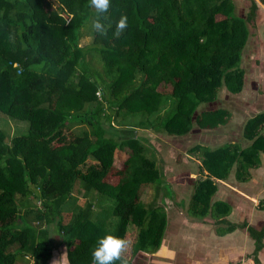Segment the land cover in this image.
<instances>
[{
  "label": "trees",
  "instance_id": "1",
  "mask_svg": "<svg viewBox=\"0 0 264 264\" xmlns=\"http://www.w3.org/2000/svg\"><path fill=\"white\" fill-rule=\"evenodd\" d=\"M247 1L238 13L236 0H111L103 37L91 27L97 14L89 0H0V110L29 121L25 134L8 140L0 131V264H49L54 233L68 264H92L98 237L125 238L130 222L133 259L160 248L163 175L136 130L180 136L194 124L211 130L227 122L223 107L195 111L222 88H243L242 56L264 4ZM121 15L128 28L116 38ZM85 29L93 41L81 46ZM82 124L88 127L75 135ZM126 146L114 167L115 150ZM194 151L200 163L185 215L209 222L218 236L245 229L259 261L264 226L231 221V203L215 195L219 180L233 172L237 182L249 181L260 166L264 111L244 122L242 139L197 143ZM145 186L152 200L144 207ZM257 206L264 210V199Z\"/></svg>",
  "mask_w": 264,
  "mask_h": 264
},
{
  "label": "rangeland",
  "instance_id": "2",
  "mask_svg": "<svg viewBox=\"0 0 264 264\" xmlns=\"http://www.w3.org/2000/svg\"><path fill=\"white\" fill-rule=\"evenodd\" d=\"M238 13H243L247 11L246 6L248 5L247 0H236ZM262 7L264 5L258 3L257 15L255 17V27L251 28V36L249 38L250 41L248 43L247 49L244 50L242 65L247 70L246 72H251V69L258 65V60L256 56L252 55L253 50L258 49L259 44L263 39V29H264V17H262ZM93 41V36L86 29L84 30V35L80 38V45L84 46L90 44ZM248 73L246 76H248ZM248 83L246 85V90L243 93L232 94L229 93L225 88H222L219 91V97L215 102L201 104L196 109L195 113L202 110H210L215 108L223 107L230 111V115H233L235 122H232V117L225 124H220L217 128L207 130L200 129L195 124L193 129L185 134V135H174L167 132V130H160L159 132H155L153 130H143L137 129V135H139L140 143L145 148V155L151 161L153 160L154 165L159 169L161 174L163 175V185L160 193V197L158 203L164 207L165 211L168 213L169 221L172 218L173 213H178L180 209H185L191 193H192V179L196 176V157L197 152L194 151V147L197 143H204L211 147H216L230 140H240L242 139V127L243 121H245L249 116L256 113L261 107H264V98L260 94H262V87L260 90L258 87L252 88L250 85V78H247ZM162 91H169V86L161 85L159 87ZM83 126L79 128L75 127V135L82 132L88 126L87 124H82ZM108 127V126H107ZM111 129L110 127H108ZM29 129V121L26 119H19L11 117L4 113V111L0 110V131L5 136V139L8 140L10 137L19 134H25ZM113 136V135H112ZM127 148L116 149L114 152V157L112 160V165L114 167H121L123 161L127 157ZM118 180V175H114V178H110L109 181ZM227 183V182H226ZM235 188L226 191L227 186H225V192H218L215 195V198H225L228 200L231 205L234 206V209H249L250 215L258 209L259 201L264 199V193H261L263 180L262 182H258L255 186L252 187H244L238 182L234 183ZM237 186V187H236ZM257 187V188H255ZM224 188V187H223ZM228 189V188H227ZM249 192L250 198H245L241 195V192ZM76 191L74 190L72 195H74ZM152 200L151 191L148 186H145V190L140 194V204L144 207ZM261 203V202H260ZM69 210H64V217L67 219L69 214H66ZM252 212V213H251ZM252 216V215H251ZM264 217V210H256V213L252 218V225L258 224V228L262 225L264 226V221H260ZM250 218V219H251ZM242 219V216L236 212L233 216L232 221H239ZM246 219V218H245ZM257 222V223H256ZM179 223L178 219H174L171 222V226H169V230H174L177 224ZM244 232V231H243ZM236 239H239L242 233V230L236 232ZM137 236V228L136 224L130 222L127 228L126 237L129 241H131V247L124 254L129 263L133 259V248L136 242ZM53 240V253L50 259L49 264H53L55 260L60 259V257L65 253L64 244L61 242V239L57 236V234H51ZM219 238V237H216ZM218 240L216 242L209 240V244L213 246L216 244H222L223 249L225 246H229L230 241L221 243ZM240 243V248L243 250L251 251L253 249V241L248 236L247 240L244 239L238 240ZM263 254H259V261H253L250 259L252 264H264V248ZM155 252H138L133 262L135 264H161L163 257L151 256V254ZM252 258V257H251ZM247 261V258L243 260H239L235 263L231 264H243ZM66 264L67 260H66Z\"/></svg>",
  "mask_w": 264,
  "mask_h": 264
},
{
  "label": "crops",
  "instance_id": "3",
  "mask_svg": "<svg viewBox=\"0 0 264 264\" xmlns=\"http://www.w3.org/2000/svg\"><path fill=\"white\" fill-rule=\"evenodd\" d=\"M260 12H262V17H264L263 7H262V11ZM249 41L250 39H248V42L244 50L247 49ZM252 55L256 56L258 60V65L252 68L251 72L249 73L246 72L247 70L242 65V67L245 69L244 83H243V88L239 93H243L246 90L245 88L248 83L247 78H250L251 81L250 85H252V88L258 87V89L260 90V87H262V94L260 95L262 96V98H264V37L261 43L259 44L258 49L256 48V50L255 49L253 50ZM242 60H243V56H242ZM247 73L248 76H246ZM262 108L264 107H261V109ZM258 112H261V110L256 111V113ZM254 114H252L251 116H253ZM230 116L232 117L231 120L234 123L235 120L233 118V115ZM251 116H249L248 118H250ZM230 141H236V140H230ZM260 157H261V164L257 169L253 170L250 180L246 182H238L239 184L243 185L244 187H252L255 186V184H257L258 182H262V180L264 179V152L260 154ZM196 161L197 164L200 163L198 160ZM236 182L237 181L234 178L233 172L229 175V177L226 180H219L218 190L216 192V195L218 194V192H222L223 194L225 192V188H226L225 186H227L228 188V189L226 188V191L232 188L238 190V188H235L234 185V183ZM240 192L241 195L244 196L245 198H250L249 192H245L242 190H240ZM261 193H264V185L262 186ZM218 199L225 200V198H218ZM256 210H260V209H255L253 213L251 212L252 213L251 216L249 209L238 210V209H234V206L232 205V210L231 213L228 215V218L232 221L234 214L238 212L242 216V219L239 221L246 220L248 221L249 224L252 225L253 220L251 217H253V215L256 213ZM168 216L169 215L167 213V224L161 242V246L156 251V253L151 254V256L163 257L164 259L160 261L161 264H231L239 260H243L245 259V257L247 258V261L243 264H252V262L250 261V259L252 260L250 254L252 253L253 249L251 251H248V249L243 250L242 248H240V243L238 241L240 240V238L244 239V237L247 240L249 235L245 229L238 228L231 233H228L223 236H218L215 234L214 227L212 224H210L209 222H199V221L197 222L191 220L190 218H188V216L185 215L183 209H180L179 212L176 214L173 213L172 218H170L171 219L170 221ZM174 219H178L179 223L176 226H173L175 227L174 230H171V227L169 230V226H171V222ZM259 220L264 221V217H262ZM239 221H234V222H239ZM257 225L258 224L253 226L258 228ZM239 230H242V233L240 238L236 239L235 238L237 236L236 232H238ZM209 240L214 242L218 240H223L220 241L221 243L230 241V244L229 246H225V249H223L224 247H222V244L215 243L213 246H211L208 242ZM253 248H254V243H253ZM259 254L260 255L263 254V250H261L258 253L257 256L258 259L260 256Z\"/></svg>",
  "mask_w": 264,
  "mask_h": 264
},
{
  "label": "clouds",
  "instance_id": "4",
  "mask_svg": "<svg viewBox=\"0 0 264 264\" xmlns=\"http://www.w3.org/2000/svg\"><path fill=\"white\" fill-rule=\"evenodd\" d=\"M90 8H94L96 18L92 21V29L99 35L107 37L109 29L112 27L111 23L105 24V13L111 7V0H89ZM128 28V17L121 15L116 24L115 32L113 35L119 38ZM131 247V241L127 238L106 233L98 237L94 246L90 249L92 264H129L125 257V253ZM53 264H66V253L60 259L55 260Z\"/></svg>",
  "mask_w": 264,
  "mask_h": 264
}]
</instances>
